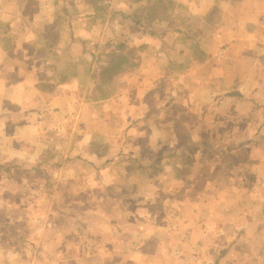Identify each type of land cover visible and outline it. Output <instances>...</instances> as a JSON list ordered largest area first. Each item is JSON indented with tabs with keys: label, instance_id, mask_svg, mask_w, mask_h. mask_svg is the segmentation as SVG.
Listing matches in <instances>:
<instances>
[{
	"label": "rangeland",
	"instance_id": "374dc122",
	"mask_svg": "<svg viewBox=\"0 0 264 264\" xmlns=\"http://www.w3.org/2000/svg\"><path fill=\"white\" fill-rule=\"evenodd\" d=\"M198 1L0 0V34L9 26L7 45L18 50L20 65L26 64L20 50L29 56L26 61L38 70L36 77L62 84L74 79L70 82L72 89L61 87L62 91L67 88L75 92L74 102H82L77 100L83 99L85 90L92 101H99L102 91L111 95L122 91L123 83L114 76L140 66L139 62L154 68L156 78L162 80L152 97L162 99L167 92L164 87L172 78L171 96L178 97L175 85L180 84L183 73L169 72L168 66L179 69L178 64L187 62L189 54L194 53L197 38L207 48L209 38L218 41L220 27L228 26L224 25L229 16L226 6L218 8L212 0H205L204 15H198ZM236 2L240 9H255L249 0L246 6L243 0ZM251 39L248 49L218 41L213 51L210 45L205 49L209 55H194L204 64L215 59L235 69L229 75L230 84L224 82L225 76L217 84L221 97H233L221 105L220 133L208 129L206 124L212 119L205 118V127L200 130L203 135L196 141L179 136L192 125V116L180 122L176 131L175 141L184 139L186 146H201L197 155L201 163L208 162L206 173L197 168L202 166L193 164L190 156L178 158L168 153L160 158L163 167L150 170L159 184L157 192L154 186L134 184L139 159L129 152L116 154L122 141L120 130L124 127L129 132L120 106H102L99 110L100 103H96L85 110L84 105L72 104V114L76 108V113L86 115V126L94 113L111 115L108 123L114 131L109 129V135L99 132L88 139L78 131L69 137L65 130L72 134L82 122L52 121L45 130L60 137L61 154L47 149L36 160L46 161L53 168L30 170L25 191L14 194L3 193L5 184L0 173V224L7 220L4 212H12L14 217L27 212L21 237L17 231L13 243L4 240L7 244L0 248V264H86V238L97 244L98 252L102 251L94 264H121L120 258L125 259L122 264H264V25L256 28ZM233 92L240 95H230ZM74 140L78 141L76 151L72 148ZM141 143L146 145L145 137ZM89 144L93 150H101L107 157L103 161L110 163L108 175L101 179L85 164L92 163L84 151V145ZM107 149L113 152L107 153ZM89 153L92 156L95 152ZM189 161L192 163L183 171ZM213 169L220 175L216 176ZM195 172L197 178L192 179ZM200 173L206 176L200 177ZM139 174L144 177L146 171ZM15 177L20 178V174ZM207 177L222 183L205 182ZM100 212H110L112 217ZM102 223L138 228L157 225L160 229L152 236L162 237L165 245L118 248L112 240L114 244L127 236L140 240L145 234L116 233L114 237L100 227ZM25 237L30 240L17 244Z\"/></svg>",
	"mask_w": 264,
	"mask_h": 264
},
{
	"label": "crops",
	"instance_id": "0c3cea01",
	"mask_svg": "<svg viewBox=\"0 0 264 264\" xmlns=\"http://www.w3.org/2000/svg\"><path fill=\"white\" fill-rule=\"evenodd\" d=\"M249 1L255 7V9L252 8L250 11L247 8L240 9V6L238 8L236 6V0H226L223 2L212 0L213 6L218 8L226 6L229 9L227 23H224V25L228 26L223 27L222 25L220 27L219 32L216 34L218 41H224V44H229L231 47L241 44L242 48L248 49V40L251 42V38L256 34V28H261L264 25V0ZM243 2L244 6L248 5V0H243ZM197 4L196 6L200 5L198 15H204L205 0H199ZM8 30L9 26L0 34V173L3 174L5 184L3 193L14 194V192L21 193L25 191V186L29 182L27 176L30 170L40 169L42 172L44 168H53V165L47 164L46 161L37 163L36 160L42 154L47 153V149H51L57 156L61 154V145L57 141L60 140V137L55 136L54 132L48 133L45 130L52 121L61 122L63 119H69L68 121L71 119L82 122L79 129H76L78 124L73 128L72 134L65 130V134H69V137H73L74 132L78 131H80V135L82 136H89L88 139L99 132L109 135V129L114 131L113 127H110L108 123V120L109 122L112 120V116L108 114L94 113L92 120L90 116L87 119L88 126H86L83 122V119H86L85 114L80 113L79 115L75 112L76 108L74 109L75 114L71 112L73 111L72 107H76L77 105H84L85 110L86 108L90 109L96 103H100L99 110L103 109L102 106L109 107V109H112L114 105L115 107L120 106L123 108L122 110L124 112L122 116H124V121L127 122L129 132L124 127L120 130L122 131V134L120 132L122 141L117 144L118 150L116 154L119 155L123 152H129L139 159L138 167L140 169L137 170L134 178V184L136 185L154 186L156 189L155 192H157L159 184L156 183L154 175L150 174V170H157V168L163 167L160 164V158L168 153L176 154L178 158H183L184 155L186 157L190 156V160H195L194 162L192 160V162L196 167L197 165L202 166L197 168H200V170L207 168L205 164L208 162L201 163L202 159L197 155V153H200L201 146L193 145L191 147L192 144L186 146L184 145V139L181 142H177L174 139L176 138L175 135H177L176 131L180 129L179 123L184 122L185 118L190 116H192V125L183 132L184 134L181 132L179 136L186 135L191 137L193 142L196 141L199 136L203 135L200 130H203L205 127L204 122H202L205 118L212 119L211 124H206V127L208 129H216L217 132H214V134L220 133L219 127L222 126V109H224L221 105L230 101L233 97H221L219 95L221 89L217 87V84H220V78L224 76L226 77V81L224 82L230 84L229 75L235 73V69H232L231 66L220 64L215 59L204 64L202 58L209 55L205 49H208L210 45L213 51V44L218 42L214 37L213 39L209 38L207 41V48L205 46L203 48L202 42L199 40L200 38H197L194 42V46L196 47L194 53L189 54L187 62L178 64L180 66L179 69L175 70V66L171 64L168 66L169 72L177 71L178 73H183L180 78V84L175 85L178 97L171 96V90L173 88L171 83L175 81L173 78L172 80H168L169 82L166 81L167 84L164 89L167 92L162 99L155 95L152 97L153 92L157 90V86L162 80H158L161 79L159 76L156 78L155 74L157 71L154 68L150 67V65H147V68L146 64L139 62L138 64H141L140 66H136L129 71L123 70L121 71L122 73L114 76V80L118 78L120 83H123L122 91H115V95L104 94V91H102L101 99L99 101H92L90 97L87 98L89 93L85 90L86 93L82 95L83 99L77 100L82 102L75 101V103L76 96L74 91L67 90V88L66 91L61 90V87L64 85L72 89L70 82L75 80L71 79L69 83L62 84L58 82L51 83L45 79L46 77H36L34 74L38 70H35L33 66L29 65V56H25L26 53L20 50V57L24 58L26 62V64L20 65L17 55L18 50L14 51L10 45H7L10 42L7 35ZM239 49L241 48L239 47ZM197 53L202 58L197 59L198 56L194 57ZM168 90L170 91L169 94ZM109 96L112 97L109 98ZM116 98L119 102L116 101ZM45 101L47 102L46 104H39ZM199 123L203 125H199ZM132 128L133 134L130 132ZM182 129L184 128L182 127ZM206 136H209V133ZM144 137L146 138V145H142L141 143ZM130 138L132 139V143H129ZM154 139H157V141ZM77 142L75 140L73 141L74 147L72 148L74 151H76L75 145H77ZM107 150V153L113 152V149ZM84 151L86 156L92 161V163L85 162L88 168L91 171H95L100 179L103 176H107L108 164L110 163H107V160L103 161V159H107V157H104V153L101 150H93L90 144L88 146L84 145ZM89 152L95 153L90 156L92 153ZM192 162L189 161V164L183 168V171ZM115 164H119V162H115ZM140 170L146 171L144 177L140 176ZM205 170H203L204 173H206ZM193 171L195 170L193 169ZM213 171L216 172V176L220 175L219 171L215 169ZM197 172L191 177L192 179L197 178ZM17 173L20 174V178L15 177ZM204 173H200V177L206 176ZM207 179L205 182L215 185L222 183L219 180H212L209 177ZM205 182L198 180L197 183ZM14 187L18 188L14 189ZM26 213L21 212L14 217L12 212H4L7 220L0 224V233L4 236H0V248L5 247L7 244L4 240L13 243V238L17 239L14 236V233L17 231L18 233L20 232L19 237H21L22 225L24 226L25 224L23 218L26 217ZM102 213L107 218L112 217L110 212ZM128 213L135 215L134 212ZM13 217L14 220L12 221ZM36 217L42 218L43 216L37 215ZM100 227L106 233H111L114 237L116 233L145 234L144 239L140 240L131 239L130 236L122 237L121 241L118 243L115 242V244L112 240L113 245L118 246V248H126L128 245L147 248L152 243H157L155 245L158 247H164L165 245L162 237L153 238L152 236L155 231L160 229L157 225L144 224L141 226L142 228H138L135 226H125L121 223H102ZM25 240H30V238L25 237L21 242H17V244L24 245ZM84 240L89 250L83 260L86 261V264H94L95 257L98 253H102V251L98 252L97 244L88 238ZM90 245H92V248H90ZM118 262L122 264L125 262V259L120 258Z\"/></svg>",
	"mask_w": 264,
	"mask_h": 264
},
{
	"label": "trees",
	"instance_id": "16d2710c",
	"mask_svg": "<svg viewBox=\"0 0 264 264\" xmlns=\"http://www.w3.org/2000/svg\"><path fill=\"white\" fill-rule=\"evenodd\" d=\"M237 94H235V92H233L232 94H230V95H240L238 92H236ZM224 253H226V251L224 250V251H222V253L220 254V257L222 256V255H224Z\"/></svg>",
	"mask_w": 264,
	"mask_h": 264
}]
</instances>
